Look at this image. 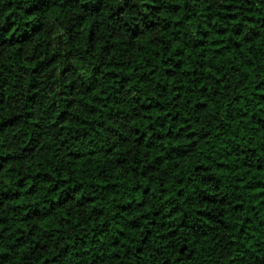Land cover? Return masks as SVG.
<instances>
[{"label": "clouds", "instance_id": "1", "mask_svg": "<svg viewBox=\"0 0 264 264\" xmlns=\"http://www.w3.org/2000/svg\"><path fill=\"white\" fill-rule=\"evenodd\" d=\"M0 264H264V0H0Z\"/></svg>", "mask_w": 264, "mask_h": 264}]
</instances>
